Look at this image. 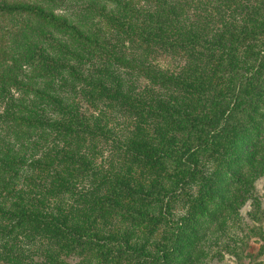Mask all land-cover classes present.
<instances>
[{"label":"rangeland","instance_id":"374dc122","mask_svg":"<svg viewBox=\"0 0 264 264\" xmlns=\"http://www.w3.org/2000/svg\"><path fill=\"white\" fill-rule=\"evenodd\" d=\"M149 1L0 0L42 7L98 38L88 45L31 16L0 14V206L37 203L78 222L83 236L72 249L45 224L1 225L0 264H172L178 255H160L178 230L197 236L189 264H264L262 1L180 5V17L160 25L163 43L133 25ZM221 55L233 64L221 68ZM225 110L223 132L213 133ZM30 114L36 127L15 124ZM58 122L73 128L48 126ZM197 142L206 148L189 165H171Z\"/></svg>","mask_w":264,"mask_h":264},{"label":"trees","instance_id":"16d2710c","mask_svg":"<svg viewBox=\"0 0 264 264\" xmlns=\"http://www.w3.org/2000/svg\"><path fill=\"white\" fill-rule=\"evenodd\" d=\"M171 1V2H170ZM228 1V0H226ZM262 3L260 5L261 9L262 6L264 8V0H261ZM150 5L149 8H146L144 10H141V12H143V15H141L140 13L134 17L137 18L138 20H140L139 23H133L134 26H141L142 29V33H138V35L140 36H145L148 34V37H144L146 42H149L151 40H153V38L157 39L158 43H163L165 42L164 37H159L158 34H167V33H163L161 31V27L160 25H162L163 23H168L171 21V17L170 14L176 17V20L180 17L181 14V6H184L186 9L187 7H189L190 4H193V0H185L182 4V0H150ZM258 3V2H257ZM256 3V4H257ZM128 3L124 4L127 5ZM181 5V6H180ZM132 7V6H131ZM256 8V5L252 6V9L254 10ZM139 12V10H138ZM137 12V13H138ZM16 13H21V14H25L27 16H31L34 19H36L37 21L41 22L42 24L51 27L52 29L56 30V31H60L62 33H64L66 36H69V39H72L73 41H77L80 43H87L88 45L94 42V41H98V38L96 37H92L91 35H87V37H85V35H82V32L79 31L78 29H76L74 26L68 24L64 19L56 17L55 15H53L52 13H47L43 10L42 7L39 6H31L27 3H22V2H18V3H6V2H0V14H16ZM136 13V14H137ZM185 13H187V11H185ZM137 20V21H138ZM148 23H154L155 27H151ZM169 25L173 26L172 23H169ZM191 26V25H190ZM253 26V25H252ZM173 29H175L174 27H172ZM193 28V26H192ZM192 28L189 29L192 30ZM243 29H246L245 27H242ZM251 31L254 30L253 27H249ZM171 29V31L173 30ZM232 29V28H231ZM148 31V33L146 32ZM169 31V32H171ZM190 35L192 33H189ZM179 35H182V33H179ZM153 36V37H152ZM145 41H140L138 43L139 45V49L141 46L144 45V48H148V46L146 45ZM172 43H175L174 41ZM98 45H95L94 48H96ZM98 50L100 52H103L102 49ZM147 50V49H145ZM263 52L262 49H255L254 52L251 53H260ZM233 53V52H232ZM230 53V54H232ZM0 54H4L3 52ZM4 56V55H3ZM104 56L107 59H111L113 62H115L118 65L121 66H126V67H131V68H135L139 71H141L142 73L148 75V76H155V73L152 72L149 69H146L140 65L135 64L134 62L125 60L123 57L121 56H113L110 53L104 52ZM2 57V56H1ZM0 57V58H1ZM228 58H234L233 56H228ZM249 59H252V55L250 56ZM218 61L220 62L219 66L222 68L224 67L226 69V67H230V65L233 64L234 59L230 60L227 59L225 60L224 57H222V55L219 57ZM259 59H255V64H258ZM213 62V61H212ZM223 63V64H222ZM154 73V74H153ZM234 82V81H233ZM231 82V84L233 83ZM62 109V106H61ZM64 110V109H62ZM231 111H226L219 117L216 119L215 124L213 125V133L216 134H221L223 132V129L226 125V122L229 118ZM26 119H17L16 117H14V121L15 124L21 125L24 128H30L33 129L34 127H36V122L33 121L34 119H32V115H28ZM45 125H43L42 123H40V125H38L37 127H43ZM52 130H57V131H61V132H66L69 131L73 128L72 125L66 124V123H53L52 126L48 125ZM204 143H200L197 142V144H194L192 146V149L188 151V153L186 155H184L181 158H175V159H171V165L175 168H184L187 165L190 164V158L192 155H194L195 152H202L205 150V145H203ZM17 206V205H15ZM14 208V207H13ZM68 216V215H67ZM66 215H62V214H58V215H54V213L52 211L47 212L44 211L43 209L40 208L39 204L37 203H24L23 206L21 207V209H17L14 208L12 210V208L10 207H4V206H0V226L1 225H6L7 229L8 228H27V227H32L35 228V231L39 230V225H44L45 224V228L47 230H45V234H50V235H54L55 237H60L61 240L63 241H71L72 242V249L75 246V241H80L82 242V231H78L81 226L78 224V222L73 221L72 223V218L67 217ZM52 226L54 228H56V230H52ZM58 229L61 230V235L58 236L57 235V231ZM59 230V231H60ZM196 234L192 235L191 233H189L188 235H183L181 233V230H178L177 233H175L174 235L172 234L170 236V240L168 241V248L165 249L164 251H162L161 256H165L166 258H168L169 256H175L178 255L180 259L184 260L186 264L191 263L192 261H190V257L191 255H189V251L190 248L192 247L191 245L195 242L196 240ZM76 250L78 252L83 253V249L80 248H76ZM188 251V252H187ZM118 253L122 254V257L127 259L130 257H136L138 256L137 254H135L134 251H130L127 249H119ZM80 256V255H78ZM50 257V256H48ZM142 259H149L148 257H141ZM176 258H172L173 260L169 261L172 264H178L176 261ZM163 262V261H162ZM157 264H165V262L163 263H157ZM168 264V262L166 263Z\"/></svg>","mask_w":264,"mask_h":264}]
</instances>
